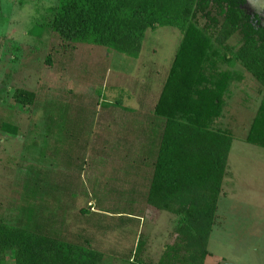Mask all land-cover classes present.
<instances>
[{"label": "rangeland", "instance_id": "374dc122", "mask_svg": "<svg viewBox=\"0 0 264 264\" xmlns=\"http://www.w3.org/2000/svg\"><path fill=\"white\" fill-rule=\"evenodd\" d=\"M55 4L0 0V126L18 129L16 135L0 130V219L72 244L90 242L99 250L116 240L97 233L98 212L143 213L163 128L154 107L181 34L167 27L148 31L134 61L60 40L46 26L47 10ZM244 7L264 26V0H245ZM239 40L235 36L228 44L237 47ZM219 69L242 79L232 83L211 125L232 136L233 144L218 212L225 220L213 229L207 264L220 259L221 264H264V149L245 142L264 114V88L239 64ZM15 90L35 93L34 105L14 103ZM167 217L162 213L150 226L148 238L145 230L137 238L147 244L142 255L159 254L161 237L168 238L163 223L171 227ZM109 222L113 230L118 221ZM103 264L123 263L109 252Z\"/></svg>", "mask_w": 264, "mask_h": 264}, {"label": "trees", "instance_id": "16d2710c", "mask_svg": "<svg viewBox=\"0 0 264 264\" xmlns=\"http://www.w3.org/2000/svg\"><path fill=\"white\" fill-rule=\"evenodd\" d=\"M244 5L245 0H56L47 10L46 26L63 42L101 47L134 61L148 31L167 27L181 34L154 107L163 128L142 213L151 221L162 212L178 217L156 264H204L209 254L233 144L232 136L211 125L232 83L242 79L219 67L239 64L264 88V26ZM235 36L239 45L232 47L228 42ZM12 98L21 107H32L36 99L26 90H15ZM0 130L18 131L8 123ZM245 142L264 149V114L255 119ZM144 246L138 240L130 264H144ZM7 259L12 264H103L105 256L90 242L72 244L0 219V264Z\"/></svg>", "mask_w": 264, "mask_h": 264}, {"label": "crops", "instance_id": "0c3cea01", "mask_svg": "<svg viewBox=\"0 0 264 264\" xmlns=\"http://www.w3.org/2000/svg\"><path fill=\"white\" fill-rule=\"evenodd\" d=\"M142 98H144V95L143 96L141 95L140 99H142ZM140 102H141V100H140ZM229 157H230V154H229ZM229 157H228V161H229ZM152 159L154 162L156 159V154L153 156ZM152 165L150 166V170H152ZM222 191H223V188L221 190V194H222ZM221 194H220V197H221ZM220 197H219V200L217 203L216 220H215V224L213 226V229L217 224H219L220 228H221V226H223V222L225 220L224 218H222L220 220V218L218 216V212L220 210V207H219L220 206L219 205ZM162 213H166L168 215V217L166 219L171 224V227L169 229H167L166 227L164 228V223H163V229H161L162 232L165 231L168 234V238L161 237V240L164 242H162V249L160 250L159 254L157 255V257L155 259L154 258L151 259V257H149L147 255L146 251H145L144 255H142V252H141V258H142V261L144 262V264H156L158 262V260L160 259V257L162 256V254L165 250L166 245L170 241L169 239H171V237H172V235H173V233L177 227V224H178V217L177 216H174V215L169 214L167 212H162ZM162 213L159 215V217L156 220L151 221V220H147V219L143 218V215H135V214L124 215V214H121V215L113 216L111 214H108L107 212H100V213L98 212L97 216L95 217V220H97V224H98V227L96 228L97 233L100 234L101 239H104V237L106 235H109V237H107L109 239L110 235H111V238L116 240V243L113 242L111 246L109 245V243L100 244V247H102V248H100L99 250L97 249L96 251L103 254L104 256H105V254L110 252L111 255L118 257L119 261L122 262L123 264H130L132 259L134 258L136 246H137L138 239H139L140 235L144 234V230H145L144 236H145V238H148L149 232L152 229L150 226L158 223V221L161 218ZM91 218H93V217H91ZM112 218L117 219L118 222H117V224L115 222L116 227L115 228L113 227L114 228L113 230H109L108 224H110L109 221ZM147 222H148V224H147ZM91 229L92 228H90V229L88 228V231H90ZM146 229H147V231H146ZM213 229H212L211 235L213 233ZM229 230L231 231L232 229L229 228ZM130 235H131V237H130ZM211 235H210V237H211ZM120 238H124L125 240L127 239L126 240L127 242L125 241L123 243L122 241H120ZM209 241H210V238H209ZM91 246H92V244H91ZM208 246H209V242H208ZM144 247L145 248L143 250H145L147 247L146 243H145ZM207 250H208V247H207ZM208 253L209 254L206 257L204 264H207L208 260L211 258V253L209 251H208ZM223 261H224V259L223 260L220 259V263L218 262V264H221Z\"/></svg>", "mask_w": 264, "mask_h": 264}]
</instances>
